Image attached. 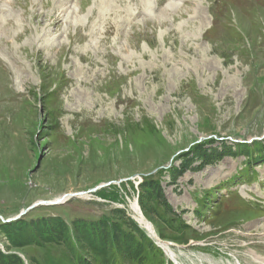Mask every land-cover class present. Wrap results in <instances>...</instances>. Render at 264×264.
Masks as SVG:
<instances>
[{"label":"rangeland","instance_id":"obj_1","mask_svg":"<svg viewBox=\"0 0 264 264\" xmlns=\"http://www.w3.org/2000/svg\"><path fill=\"white\" fill-rule=\"evenodd\" d=\"M263 133L264 0H0V221L142 216L154 175L177 264H264Z\"/></svg>","mask_w":264,"mask_h":264},{"label":"trees","instance_id":"obj_2","mask_svg":"<svg viewBox=\"0 0 264 264\" xmlns=\"http://www.w3.org/2000/svg\"><path fill=\"white\" fill-rule=\"evenodd\" d=\"M37 126L41 128V123ZM136 127L139 125L136 124ZM254 145L256 150H262L259 143ZM238 147L239 153L250 155L251 147L246 144H238ZM192 151H194L193 157L202 159L203 164L209 156L202 143ZM191 160L193 161V158H188L181 167L180 165L168 167V172L176 179L185 171ZM159 171L161 173V170ZM245 175V172L242 173V176ZM130 183V181L123 182L120 187L112 184L110 189L97 192L98 197L123 203L122 191L127 192L126 188L130 187ZM138 186V203L143 214L154 223L162 238H168L164 235L165 224L161 220L156 222L151 215L156 210L151 206V198H156L161 203L162 211L171 213V208L164 198L160 180L154 175L145 176ZM200 202L197 201L198 205ZM108 210L110 211L105 214L106 216L99 215L98 218L91 220H65L61 214H49L34 219L25 217V219L11 222L0 221V229L5 231V239L9 247L2 242L7 251L24 252L30 264H61L62 257L60 259L58 257L63 251L68 254L65 264H164L161 250L127 215L125 207H111ZM46 222L48 226L44 225ZM169 239L179 241L174 238ZM34 248L43 256L37 257L31 253ZM51 257L58 260L54 262ZM0 264L24 263L16 253L0 251Z\"/></svg>","mask_w":264,"mask_h":264},{"label":"water","instance_id":"obj_3","mask_svg":"<svg viewBox=\"0 0 264 264\" xmlns=\"http://www.w3.org/2000/svg\"><path fill=\"white\" fill-rule=\"evenodd\" d=\"M111 182H106V185L107 184H110ZM97 187H95V188H93V189H89L88 191H86V192H71V193H65V194H62L61 196H59V197H57V198H55V199H53V200H48V201H45V200H43V201H38V202H36L35 204H32V205H30L29 207H27L26 209H24L23 211H21L22 213L23 212H25V210H28V209H30V208H32L33 206H35L36 204H41V203H48V204H55V203H58V202H60V201H63L62 200V198H64V197H68V196H78V195H82V194H84V193H87V192H90V191H93V190H95Z\"/></svg>","mask_w":264,"mask_h":264},{"label":"bare ground","instance_id":"obj_4","mask_svg":"<svg viewBox=\"0 0 264 264\" xmlns=\"http://www.w3.org/2000/svg\"><path fill=\"white\" fill-rule=\"evenodd\" d=\"M64 4V3H63ZM63 7V6H62ZM69 6L67 5V7L66 8H68ZM62 9V8H61ZM60 9V10H61ZM64 9V8H63ZM62 11V10H61ZM60 11V12H61ZM65 13V12H64ZM33 17H36V15H34ZM219 62V61H218ZM219 65V64H218ZM64 198H67V197H64ZM62 200H63V198H62ZM135 218H137V220H138V222L139 223H141L142 225H144L145 227H148V229H151L150 228V226H149V224L147 223V220L144 218V217H142V216H136L135 215ZM264 227V226H263ZM264 233V232H263ZM262 236V235H261ZM164 246V249L169 253V255L171 256V257H173V253H172V251H171V249L170 248H168V246L167 245H163ZM195 253V252H194ZM253 254H254V252H253ZM257 254V253H256ZM257 258H260V256L258 255V257ZM254 260H256V259H254ZM261 260H263V259H257V261H258V263H261Z\"/></svg>","mask_w":264,"mask_h":264}]
</instances>
